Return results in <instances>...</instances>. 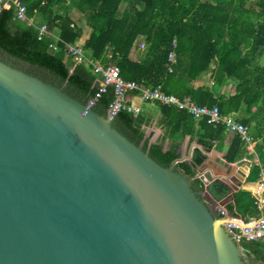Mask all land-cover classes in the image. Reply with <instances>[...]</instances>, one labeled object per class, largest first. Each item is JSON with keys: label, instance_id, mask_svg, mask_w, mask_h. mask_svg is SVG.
<instances>
[{"label": "water", "instance_id": "water-1", "mask_svg": "<svg viewBox=\"0 0 264 264\" xmlns=\"http://www.w3.org/2000/svg\"><path fill=\"white\" fill-rule=\"evenodd\" d=\"M113 121L0 60V264H247L192 157L163 166ZM209 166L244 182L251 160Z\"/></svg>", "mask_w": 264, "mask_h": 264}, {"label": "trees", "instance_id": "trees-1", "mask_svg": "<svg viewBox=\"0 0 264 264\" xmlns=\"http://www.w3.org/2000/svg\"><path fill=\"white\" fill-rule=\"evenodd\" d=\"M35 25L16 19L13 7L0 13V59L27 68L39 78L59 87L70 96L89 102L95 100L94 110L103 116L115 101L113 87L98 97L99 76L88 62L75 64L67 55L66 45L79 43L83 27L71 15L70 7L86 19L90 37L82 46L85 55L97 64L120 69L123 79L136 82L141 88L161 86L164 93L181 100L190 99L198 105L218 106L223 115L238 113L237 120L249 128L255 154L249 155L253 164L245 186L257 184L264 171V0H20ZM127 4L123 11L122 5ZM46 24L50 36L39 39V27ZM145 48L138 60L131 55L136 44ZM55 45L56 49L50 48ZM175 52L176 63L169 62ZM172 65V71H169ZM212 70L214 89L207 85L194 87L205 73ZM233 82L234 95L215 97L217 88ZM142 91H130L124 103L134 106ZM150 104L152 102L145 101ZM161 112L159 125L163 135L151 143L146 136L151 123L142 110L137 115L122 109L114 117L113 126L163 166L181 158L179 151L184 137L197 140L204 150L194 148L192 161L177 163L176 169L194 178L195 190L210 201L231 198L228 206L245 220L259 212L251 192L231 188L222 181L206 187L197 177L196 168L207 159L203 151L213 149L215 142L223 145L227 130L221 124L196 120L186 111L153 102ZM243 112V114L241 113ZM167 139L175 142L165 147ZM246 143L237 134L232 139L226 160L236 162L246 151ZM206 149V150H205ZM231 194V196H229ZM217 214V211L214 209ZM243 248L259 264H264V238L243 241Z\"/></svg>", "mask_w": 264, "mask_h": 264}, {"label": "built area", "instance_id": "built-area-1", "mask_svg": "<svg viewBox=\"0 0 264 264\" xmlns=\"http://www.w3.org/2000/svg\"><path fill=\"white\" fill-rule=\"evenodd\" d=\"M11 7L15 9L16 19L27 23L29 26L35 25V20L33 18H29L27 15L26 5L20 0H0V13L3 9ZM46 35L50 36L51 32L46 24H42L39 27V39ZM144 46L145 45L142 44L141 47L144 48ZM50 48L55 50L56 46L52 44L50 45ZM66 50L67 55L74 58L75 64L88 62L92 65L94 73L99 76L98 97L100 94L105 93L109 87L114 88L115 101L109 108L111 116L115 117L122 109H127L134 115H137L140 108L136 106H127L124 101L126 95L130 91L141 90V99L143 101H158L161 104L175 107L180 111H186L196 120L205 119L208 124L224 125L229 132L238 134L242 140L248 143L252 140L249 134L248 126L241 123L233 116L223 115L218 106L208 107L198 105L190 99L181 100L175 95L164 93L161 86L155 89L141 88L136 82L123 79L120 69L117 66H104L95 63L85 55L82 45L78 43L75 45L67 44ZM175 57V52H171L169 55V62L171 64L176 63ZM169 71H172V65H169ZM94 103L95 100L90 101V104L94 105ZM251 190L259 213L249 220H245L240 215L233 214L228 210V205L230 204L228 198L213 200L210 202L213 209L217 211L218 217L225 219V226L231 237L240 243L243 241L250 242L264 238V177L259 183L252 186Z\"/></svg>", "mask_w": 264, "mask_h": 264}, {"label": "crops", "instance_id": "crops-1", "mask_svg": "<svg viewBox=\"0 0 264 264\" xmlns=\"http://www.w3.org/2000/svg\"><path fill=\"white\" fill-rule=\"evenodd\" d=\"M79 25L81 27H83V30H84V35L82 37V39L79 41L78 44L80 45H84L86 40L90 37V34H91V29L89 28V26H87V23H86V19H82L81 21L78 22ZM142 41H139L133 52H132V55L131 57L134 59V60H138L139 56H140V53L141 51L145 48H142ZM260 64H262V62L260 61ZM212 70H210V72H207L205 73L202 77H200L198 79L197 82H195L194 84V87L195 88H198L200 86H204V85H207L209 86L211 89L213 88L214 89V80L211 78V75H212ZM217 93L215 95V97H218L219 95H234L235 94V84L233 82H230L229 84H226L224 86H222L221 88H217ZM152 102V101H150ZM133 104L134 106L136 107H139L140 110H142L143 112H145V114L151 118V123L150 125L146 128V136H149L152 134V139L153 141L157 140L160 136L163 135V125H159L160 123V119H161V112L160 110L154 105V103H150V104H147L145 103V101H143L142 99H134L133 100ZM243 114V112H241ZM230 116H233L234 118L237 119V116H238V113H230L229 114ZM199 121V120H198ZM227 130V129H226ZM250 134V133H249ZM234 135H237V134H234V133H231L227 130V134H226V138H225V141L223 143V145H221L220 143L218 142H215L214 144V147L212 150H210L209 152L208 151H203V153L207 156L208 153L211 152V154H213L214 156H217V157H220V158H223L226 160V154L231 146V143H232V139L234 137ZM250 137L252 138V136L250 135ZM244 141V140H243ZM179 142L181 143V146H180V153H181V157L184 156V157H187V156H191L193 155V150L194 148H199V149H203L202 146L199 145V143L197 142V140H193L191 141V138L189 136H186L184 137L182 140H179ZM246 143V153L245 155L237 160L236 162H229L231 164H235L237 163L238 161L242 160V159H248V160H251L249 159V155L251 154H255V146H256V142H253V140H251L250 143L244 141ZM175 142L167 139V141L165 142V147L167 148L169 145L173 144ZM251 146V147H250ZM206 150V149H205ZM184 151V152H183ZM192 160H188V162H191ZM227 161V160H226ZM253 164H259V158L256 156L254 160H251V167L253 166ZM251 167L249 168V171L247 173V176L245 178V181L250 173V170H251ZM199 168V169H198ZM200 170V174L197 173V177L199 178V175L201 174H205V178L207 180V176H210L212 173L216 174L218 173L216 170V167H197L196 168V171ZM219 174V173H218ZM220 177V176H219ZM224 177V175H221V178ZM264 177V171L262 172V176H261V179ZM232 178V177H230ZM230 178H224L223 180H220L222 181L225 185H227L229 188H231L232 190V194L234 192H236L238 189H244L248 192H251L252 193V186H254L255 184H252V185H249V186H245V181L244 182H232L230 181ZM218 180V179H217ZM208 181V185L207 183H205L204 181V184H205V187H206V193L210 195L209 191L207 190L208 189V186L213 182V181H216V180H207ZM229 196H231V194H229ZM210 201H213V200H216L214 197H212L210 195ZM226 199V198H225ZM228 201H230V204L233 203V200L231 198H228ZM229 204V205H230ZM228 205V206H229ZM229 210V209H228ZM230 211V210H229ZM231 212V211H230ZM232 213V212H231ZM233 214H237V213H233ZM242 217V216H241Z\"/></svg>", "mask_w": 264, "mask_h": 264}, {"label": "rangeland", "instance_id": "rangeland-1", "mask_svg": "<svg viewBox=\"0 0 264 264\" xmlns=\"http://www.w3.org/2000/svg\"><path fill=\"white\" fill-rule=\"evenodd\" d=\"M126 7H129V5H127V4H123L121 10L123 11ZM69 10L71 11V15L73 16V18H74L77 22H79V21H81L82 19L85 18V17H84L83 15H81L76 9H72V7H70ZM260 61L262 62V64H264V57L261 58ZM183 152H184V151H183ZM221 175H223V174H218V173L214 174V173H212L210 176H207V180H209V181H211V180H215V179L223 180V179H224L223 177H222V178L219 177V176H221ZM197 176H198V175H197ZM199 178H200V177H199ZM200 179H201V178H200ZM207 180H206V181H207ZM206 181L204 180V182H206Z\"/></svg>", "mask_w": 264, "mask_h": 264}, {"label": "flooded vegetation", "instance_id": "flooded-vegetation-1", "mask_svg": "<svg viewBox=\"0 0 264 264\" xmlns=\"http://www.w3.org/2000/svg\"><path fill=\"white\" fill-rule=\"evenodd\" d=\"M0 60H2V59H0ZM2 61H3V60H2ZM4 62H6V61H4ZM6 63L9 64V65H11V66H13V67H15V68H17V69L23 70V71H25V72H27V73H31L27 68L22 67L21 65H17L16 63H13V62H6ZM32 75H34V74H32ZM34 76H36V75H34ZM37 77H38V76H37ZM244 259H245V261H246L247 264H259V263L254 259V257H253L252 255L248 254V253H246Z\"/></svg>", "mask_w": 264, "mask_h": 264}, {"label": "bare ground", "instance_id": "bare-ground-1", "mask_svg": "<svg viewBox=\"0 0 264 264\" xmlns=\"http://www.w3.org/2000/svg\"><path fill=\"white\" fill-rule=\"evenodd\" d=\"M221 173H222V174H224V172H223V171H221Z\"/></svg>", "mask_w": 264, "mask_h": 264}]
</instances>
